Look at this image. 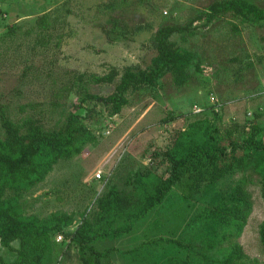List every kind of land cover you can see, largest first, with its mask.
<instances>
[{"label": "rangeland", "instance_id": "1", "mask_svg": "<svg viewBox=\"0 0 264 264\" xmlns=\"http://www.w3.org/2000/svg\"><path fill=\"white\" fill-rule=\"evenodd\" d=\"M214 1L218 0H0V101L9 105L11 118L34 115L46 128L56 129L69 113H76L96 136L94 143L59 160L41 183L20 196L22 216L71 214L74 222L68 233L83 218L91 232L122 226L124 218H97L102 213L97 200L111 188L134 200L141 180L152 182L165 175L169 166L165 153L187 122L211 118L215 109L222 116L219 142L226 146L231 141L242 143L245 136L235 125L252 121L255 114H260L257 122L264 126V97L259 94L264 78V23H247L230 13L207 24L194 22L192 26L197 27L191 32L172 35L174 47L193 56L188 78L181 86L166 73L144 89L129 90L127 105L113 117L94 101L76 109L79 93L75 90L53 100L54 92L68 84L73 73L103 75L112 68L122 73L127 66L151 67L157 55L150 41L154 31L165 25H185L205 13ZM247 1L264 9V0ZM42 14L48 15L53 31V42L44 53L31 49L34 34L30 33ZM115 22L125 23L127 30L116 27ZM137 27L141 30L136 31ZM195 66L200 71H195ZM115 83H86V89L106 95ZM19 106L24 107L22 113ZM170 112L179 118L163 122ZM227 130L232 131L229 138L224 135ZM237 153L226 156L219 165L215 183L203 182L190 195L185 194V187H175L128 233L97 239L93 247L106 254L101 261L182 264L193 251L185 245L177 247L171 238L195 213L220 200L228 201L235 186L242 185L250 195L252 210L236 241L248 257L264 264L258 232L264 220L262 178L238 168L237 160L243 164V159L240 151ZM98 171L99 180L95 178ZM60 237V241L58 236L52 238L45 264H75L74 252L63 258L69 240ZM0 257L10 261L14 254L0 247Z\"/></svg>", "mask_w": 264, "mask_h": 264}, {"label": "trees", "instance_id": "2", "mask_svg": "<svg viewBox=\"0 0 264 264\" xmlns=\"http://www.w3.org/2000/svg\"><path fill=\"white\" fill-rule=\"evenodd\" d=\"M228 13L247 23H264V9L247 0L214 1L205 13L196 15L187 24L165 25L154 31L150 41L157 55L152 59L151 67L127 66L122 73L112 68L103 75L73 73L69 83L54 92L53 100L58 101L75 90L79 93L78 103L74 106L76 109H80L86 101H94L104 106L108 116L113 117L127 105L129 90L144 89L166 73L172 76L176 85L181 86L188 78L187 69L193 56L174 47L170 38L174 34L191 32L197 27L192 26L194 22L205 21L204 24H207ZM114 24L127 30L125 23ZM139 30L141 27H137L136 31ZM30 33L34 34L33 51L39 49L44 53L49 49L53 31L47 14L36 18ZM53 46L58 48L57 43ZM195 71H200L198 66H195ZM116 78L118 81L115 83ZM86 83L115 85L109 94L95 95L87 91ZM17 92L20 94V91ZM17 109L21 113L24 111L23 106ZM259 117L258 113L252 121L235 125V130H240L245 139L241 144L231 141L227 146L219 142L218 124L222 116L215 109L211 110V118L187 122L186 127L175 134L171 148L165 153L169 164L165 175L156 177L152 182L141 180L134 200L120 195L114 188L97 200L102 212L97 218H124L122 226L91 232L88 221L83 218L74 231L68 233L67 228L74 222L73 215L59 212L44 218L24 217L19 208V198L41 183L59 160L78 154L84 144L94 143L96 136L76 113H69L59 128L48 129L43 120L34 115L14 120L10 116L9 105L0 101V247L14 254L10 261L0 257V264H45L55 236H64L69 240L68 246H76L81 264H105L101 260L106 254L93 247L97 239L128 233L136 221L160 205L175 187H185V194L190 195L193 188L203 182L215 183L219 165L225 162L226 156L233 157L239 151L243 164L237 160L238 168L261 176V194L264 197V126L257 122ZM178 118L170 112L163 122H173ZM224 135L229 138L232 131L227 130ZM251 210L249 193L244 186L236 185L228 201L220 200L195 213L181 232L171 238V243L177 247L185 245L189 252L193 251L182 264H260L248 257L236 241L247 224ZM258 232L264 248V220ZM14 242L18 243L17 247H13ZM193 243L197 244V248Z\"/></svg>", "mask_w": 264, "mask_h": 264}, {"label": "crops", "instance_id": "3", "mask_svg": "<svg viewBox=\"0 0 264 264\" xmlns=\"http://www.w3.org/2000/svg\"><path fill=\"white\" fill-rule=\"evenodd\" d=\"M71 249V250H70ZM77 250V248H76V246L75 245H73V244H71L67 249H66V251H65V254L63 255V258L67 255V253H69V251H70V253L71 252H74V257L76 258V259H78V252L76 251ZM62 258V259H63ZM75 259V260H76ZM74 260V262H75V264H78V262L80 263V261H79V259L78 260H76L75 261ZM81 264V263H80Z\"/></svg>", "mask_w": 264, "mask_h": 264}, {"label": "built area", "instance_id": "4", "mask_svg": "<svg viewBox=\"0 0 264 264\" xmlns=\"http://www.w3.org/2000/svg\"><path fill=\"white\" fill-rule=\"evenodd\" d=\"M259 94L264 97V78L261 81ZM260 110H261V108H260ZM248 114H250V113H248ZM100 174H101L100 171H98L96 173V175H95V178L98 179V180L101 179V175ZM60 240H61V237L58 236L57 241H60Z\"/></svg>", "mask_w": 264, "mask_h": 264}]
</instances>
